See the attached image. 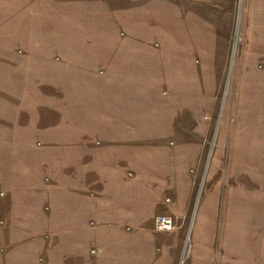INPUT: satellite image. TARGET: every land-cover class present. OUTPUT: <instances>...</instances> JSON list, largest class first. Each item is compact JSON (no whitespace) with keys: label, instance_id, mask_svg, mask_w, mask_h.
<instances>
[{"label":"crops","instance_id":"1","mask_svg":"<svg viewBox=\"0 0 264 264\" xmlns=\"http://www.w3.org/2000/svg\"><path fill=\"white\" fill-rule=\"evenodd\" d=\"M205 1L0 0V264L177 263L178 229L153 224L182 215L160 146L178 86L144 59L178 54L189 19L215 40L227 0ZM241 15L240 56L264 59V23Z\"/></svg>","mask_w":264,"mask_h":264},{"label":"rangeland","instance_id":"2","mask_svg":"<svg viewBox=\"0 0 264 264\" xmlns=\"http://www.w3.org/2000/svg\"><path fill=\"white\" fill-rule=\"evenodd\" d=\"M253 1L246 0L247 29L264 23V6ZM243 3L227 0L215 10V40L205 23L189 19L185 34L178 27V54L144 59L178 86V134L160 143L178 148L182 215L169 214L178 224L176 264H264V59L240 56Z\"/></svg>","mask_w":264,"mask_h":264},{"label":"built area","instance_id":"3","mask_svg":"<svg viewBox=\"0 0 264 264\" xmlns=\"http://www.w3.org/2000/svg\"><path fill=\"white\" fill-rule=\"evenodd\" d=\"M177 220L169 214L158 215L154 219V229L157 231H169L176 227Z\"/></svg>","mask_w":264,"mask_h":264}]
</instances>
